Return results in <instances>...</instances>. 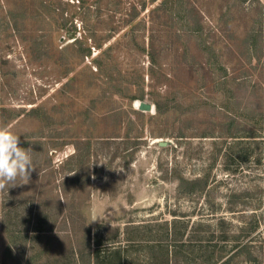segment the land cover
<instances>
[{"label":"rangeland","instance_id":"rangeland-1","mask_svg":"<svg viewBox=\"0 0 264 264\" xmlns=\"http://www.w3.org/2000/svg\"><path fill=\"white\" fill-rule=\"evenodd\" d=\"M0 125V264H264V0H0Z\"/></svg>","mask_w":264,"mask_h":264},{"label":"clouds","instance_id":"clouds-1","mask_svg":"<svg viewBox=\"0 0 264 264\" xmlns=\"http://www.w3.org/2000/svg\"><path fill=\"white\" fill-rule=\"evenodd\" d=\"M32 152L30 147L20 146L19 135L0 125V192L30 183L31 173L36 169Z\"/></svg>","mask_w":264,"mask_h":264},{"label":"trees","instance_id":"trees-1","mask_svg":"<svg viewBox=\"0 0 264 264\" xmlns=\"http://www.w3.org/2000/svg\"><path fill=\"white\" fill-rule=\"evenodd\" d=\"M156 103H157L156 106H157L158 110L160 111L161 110L160 102L157 101ZM182 179L186 180L184 178H182ZM204 183H205V181H204ZM167 237H168V234L166 235V237L164 236V238H162V240L159 241L157 246H156L159 250V253H160L159 257H161V258H156L155 260H153V262H151L149 264H213L214 259H220L222 257V256L221 257L218 256L217 258H214L213 260H211L215 256V250H214V252H213L214 256L212 255V257H210V258H201L200 260H202V263H198V262H196L197 258H192L190 256L191 255L190 251H194V248H195V246L192 244L191 241H188L187 239H183V238L179 239L177 237H175V238H167ZM181 237H182V235H181ZM170 241H172V242H170ZM244 245H243V248L241 247L243 252L246 251V249L248 248V246L246 244H244ZM154 248L155 247H152V250ZM197 248H198L199 252H201V253H205L207 251V247L204 244L198 245ZM247 251H248V249H247ZM118 252L120 253V251H118ZM90 254H92V253H90ZM93 256L94 257L97 256V258H98L99 250L95 249V251H93ZM97 263L98 264H106L107 262L99 260V261H97ZM109 263H111V264H122V263L123 264H139L138 262H130V261L127 263H124L121 256L109 261Z\"/></svg>","mask_w":264,"mask_h":264},{"label":"water","instance_id":"water-1","mask_svg":"<svg viewBox=\"0 0 264 264\" xmlns=\"http://www.w3.org/2000/svg\"><path fill=\"white\" fill-rule=\"evenodd\" d=\"M139 108L142 110L150 111V110H153L154 105L151 102H147L145 100H142L141 104L139 105ZM159 144L162 146H166L169 144V141L168 140H159Z\"/></svg>","mask_w":264,"mask_h":264}]
</instances>
